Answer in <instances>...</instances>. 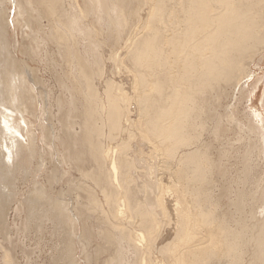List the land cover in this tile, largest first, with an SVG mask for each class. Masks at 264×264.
Wrapping results in <instances>:
<instances>
[{"label": "bare ground", "instance_id": "obj_1", "mask_svg": "<svg viewBox=\"0 0 264 264\" xmlns=\"http://www.w3.org/2000/svg\"><path fill=\"white\" fill-rule=\"evenodd\" d=\"M263 59L264 0H0V230L49 227L51 264H264Z\"/></svg>", "mask_w": 264, "mask_h": 264}, {"label": "rangeland", "instance_id": "obj_2", "mask_svg": "<svg viewBox=\"0 0 264 264\" xmlns=\"http://www.w3.org/2000/svg\"><path fill=\"white\" fill-rule=\"evenodd\" d=\"M20 35H21L20 29H18L17 31H14V33L10 32V41H13V39L20 40ZM11 36L13 37V39L11 38ZM106 52L103 53L104 58H107L105 56V54H108V53H106ZM6 56H8V55H6ZM13 56L16 57L17 59H21V58L25 57V56H23V54L21 52H16V51L14 52ZM106 61H107V65H108L109 64L108 60H106ZM263 62H264V59L262 60V63H261L262 65L260 64L261 65L260 67L264 70V63ZM34 65H36V63ZM38 67L40 68L38 70L40 76L42 75L41 77L45 81L47 80V85H48V83H49V85H53L51 87L49 85L48 86L51 89L55 88L53 91L55 93H57L58 87H57L54 79L50 76V74L47 71L45 72V70H43L41 64H39ZM116 74H113V76H112L109 73L108 76L111 78L114 77V79H113L114 82L118 83L120 81V82L124 83V86L125 85L127 86V84H128L127 80H126L127 78L125 79L124 75L120 76V74H117V75ZM43 75L45 77H43ZM48 77H50V78H48ZM116 80H118V81H116ZM101 98L105 99L104 95H101ZM207 139H209L208 134L206 131H204L200 140L205 141ZM47 163H50V164H48L44 170H40L39 172L34 173V175L36 176V178L34 179L36 186H48L47 180H48V178L50 179V177L48 176V173L54 167V165H53V162L51 159H49L47 161ZM73 174H74V176L77 175V173H73ZM64 185H65L64 180H61V182L55 183L54 184V191L63 187ZM3 186H5V185H3ZM7 186L9 187L8 191L6 192V189L4 188L3 192L8 193L10 195L12 185H7ZM22 189H24V186ZM9 191H10V193H9ZM1 192L2 191H0V194H1ZM98 196H99V198L102 199V202H103L104 201L103 197L100 196V194H98ZM13 210H14L13 206H11L6 213V216L8 215L6 218V221L8 220L7 221L8 227H6V229L7 228L8 229L6 230L5 227H2V230H0L1 231L0 232V264H51V260H50L51 246L50 245H53V243L55 242V238L51 235L52 230L50 231L49 227H45V229L42 230L43 231L42 234H41L42 231L39 233L36 229H33V228H32L33 230L32 229L28 230L29 232L25 231L22 228L21 223H19L24 218V214L23 213L16 214V212ZM13 223H15V224H13ZM25 232H26V234H25ZM95 232H97V231L95 230ZM165 232H164V234H166L167 232L171 234L172 230L170 229V227H168V231L166 233ZM168 236L170 237V239H172L173 235L168 234ZM167 241L168 240L166 239L164 241V243H166ZM94 245H95V242L91 243V245H88L87 251L92 252L93 248L94 247L96 248V246H94ZM5 250L10 253V257H7ZM76 250H77L76 251L77 263L78 264H88L86 259H84L83 254L81 253L82 251H80L81 248H79V246H77ZM104 255L106 256V254H104ZM104 255L103 254L101 255L100 261L104 258ZM89 263L94 264V262H89Z\"/></svg>", "mask_w": 264, "mask_h": 264}]
</instances>
